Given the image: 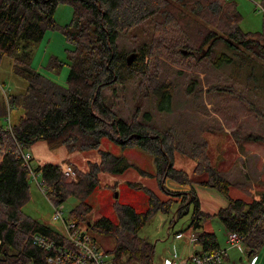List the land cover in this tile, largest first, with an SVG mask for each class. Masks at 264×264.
I'll use <instances>...</instances> for the list:
<instances>
[{"label": "trees", "instance_id": "1", "mask_svg": "<svg viewBox=\"0 0 264 264\" xmlns=\"http://www.w3.org/2000/svg\"><path fill=\"white\" fill-rule=\"evenodd\" d=\"M60 4L73 10L70 23L60 27L71 47L66 88L31 66V45L56 28L54 13ZM260 7L264 14V0ZM241 20L234 0H0V64L10 59L12 74L26 83L23 93L6 98L0 86V149L4 151L0 156V264H45L47 254L32 243V237L60 240L51 229L22 213L30 198V172L14 153L17 144L29 150L38 142L50 150L65 148L70 155L98 154L99 161L88 163L85 172L76 171V181L71 183L62 180L58 165L45 164L34 170L51 205L60 206L70 198L78 201L68 214L76 223H83L89 214L87 200L100 188L101 175H123L130 167L124 157L99 150L102 138L154 156L163 198L148 192L144 213L115 203V223L102 218L89 227L94 235L113 239L107 253L113 255L114 264H151L154 248L138 232L157 212L168 213L173 203L178 205L176 219L188 213L190 204L194 206L188 229L197 231V254L221 249L216 235L208 231L212 219L225 231L244 236V247L251 256L264 246V196L260 202L230 199V185L210 169L206 147L195 157V171L200 166L199 175L206 176L197 183L227 198L226 207L210 215L200 210L193 190L186 194L167 191V179L191 185L187 174L171 164L174 148L169 134L139 122L138 113L130 122L120 119L102 95L106 88L124 87L137 77L138 102L153 94L159 99L158 106L166 104L168 110L172 90L159 81L162 59L182 64L197 54L198 62L212 52V58L222 61L225 57L212 47L224 37L229 39L228 48H241L264 63V23L260 32L244 33ZM119 36L133 45L130 56L118 48ZM128 57L132 58L129 66ZM62 65L56 58L48 62L53 70ZM11 110L19 116L8 128ZM251 139L264 145V139Z\"/></svg>", "mask_w": 264, "mask_h": 264}, {"label": "rangeland", "instance_id": "2", "mask_svg": "<svg viewBox=\"0 0 264 264\" xmlns=\"http://www.w3.org/2000/svg\"><path fill=\"white\" fill-rule=\"evenodd\" d=\"M234 1L242 17L241 31L260 32L264 23L261 0ZM72 16L71 6L58 5L54 13L56 28L47 30L38 43L31 45L32 68L64 88L67 87L69 72L67 51L71 47L65 42L60 27L68 25ZM227 41L229 39L224 37L212 47L225 57L223 60L226 63L212 58V52L198 62L197 54L193 56L196 59L191 58L182 64L162 59L159 81L171 86L172 90L168 110L164 109L166 104L158 106L159 99L153 94L138 102L137 77L124 87L112 85L102 94L105 104L111 106L120 119L130 122L132 116L138 113L139 122L160 133L169 134L174 148L171 164L187 174L191 185L182 186L167 179V191L186 194L193 190L200 210L210 215L226 207L228 199L214 188L197 183L206 179L204 174L199 175L200 166L195 171L198 164L195 157L196 154L199 155L201 147H206L205 155L209 159L210 169L228 181L230 199L260 202L264 196V145L251 139H264V63L241 48H228ZM116 44L124 53L132 54L133 45L124 36H119ZM52 58L63 63L60 69L48 67ZM0 86L4 98L10 94H21L26 89V83L12 74L11 61L7 58L0 64ZM18 116L19 113L11 110L10 116L8 115L9 123H15ZM99 150L124 157L130 166L123 175H101L100 188L87 200L90 212L83 223H78L87 227L88 234L99 248L110 252L114 245L113 239L94 235L89 231L90 225L102 218L115 223V203L129 205L137 213H144L148 207V192L160 198H163V193L158 188L153 155L137 148H123L106 138L101 139ZM29 153L33 170L45 164L71 165L75 178L66 180V183L76 181V171L85 172L88 163L99 161L97 152L70 155L65 148L50 150L44 142L36 143L29 149ZM197 159L200 160L199 156ZM209 166L207 164L208 168ZM38 184L40 185L39 174L36 182L30 177V198L23 206L22 213L53 232L60 233L58 223L52 220L53 208L62 207L67 219L78 201L70 198L60 206H53ZM188 207V213L176 219L178 205L173 203L168 213L157 212L138 232V236L154 248L152 264H161L163 259L174 252L182 258L190 255L187 239L178 240L175 237L178 233H197L192 228L188 229L194 206L190 204ZM263 222L264 218L262 224ZM208 231L216 235L221 248L228 249L225 230L217 219L211 220ZM5 253L12 254L8 250ZM227 254L228 259L222 264H264V246L252 256L248 254L244 244L240 252L228 249Z\"/></svg>", "mask_w": 264, "mask_h": 264}, {"label": "built area", "instance_id": "3", "mask_svg": "<svg viewBox=\"0 0 264 264\" xmlns=\"http://www.w3.org/2000/svg\"><path fill=\"white\" fill-rule=\"evenodd\" d=\"M7 127L10 128L9 121ZM2 153L4 151L0 149V156ZM14 155L30 172L32 180L36 182L39 173L31 168V155L29 150L17 144ZM58 166L62 180L65 183L67 182L66 180L75 178V172L71 165L63 163ZM71 182L69 181L68 183ZM38 186L40 187L39 184ZM52 220L57 222L61 229L60 233L54 232L60 238L59 241L49 239L43 235H34L32 237V243L43 253L47 254L45 264H114L113 255L105 252L96 245L95 240L88 234L85 225L78 224L69 219V217L66 219L62 207L53 208ZM175 237L178 240L187 239V245L191 251L190 255L182 258L174 252L169 257L163 259L161 264H222L223 261L228 259L227 250L236 249L240 252L244 244L243 241L246 239L237 233L225 231L226 246H228V249L221 248L214 253L197 254L196 233H190L188 235L178 233Z\"/></svg>", "mask_w": 264, "mask_h": 264}, {"label": "water", "instance_id": "4", "mask_svg": "<svg viewBox=\"0 0 264 264\" xmlns=\"http://www.w3.org/2000/svg\"><path fill=\"white\" fill-rule=\"evenodd\" d=\"M126 61H127L126 62L127 65L129 66L131 64V62H132V58L131 57H128ZM115 197H117V194L115 195ZM263 227H264V222H263Z\"/></svg>", "mask_w": 264, "mask_h": 264}, {"label": "crops", "instance_id": "5", "mask_svg": "<svg viewBox=\"0 0 264 264\" xmlns=\"http://www.w3.org/2000/svg\"><path fill=\"white\" fill-rule=\"evenodd\" d=\"M183 240V239H182ZM187 242V241H186ZM187 247H188V245H187ZM224 249V248H223Z\"/></svg>", "mask_w": 264, "mask_h": 264}]
</instances>
